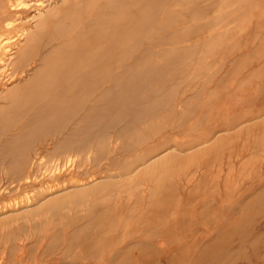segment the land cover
<instances>
[{
    "label": "rangeland",
    "instance_id": "rangeland-1",
    "mask_svg": "<svg viewBox=\"0 0 264 264\" xmlns=\"http://www.w3.org/2000/svg\"><path fill=\"white\" fill-rule=\"evenodd\" d=\"M56 1L0 11V264H264V0Z\"/></svg>",
    "mask_w": 264,
    "mask_h": 264
},
{
    "label": "bare ground",
    "instance_id": "bare-ground-1",
    "mask_svg": "<svg viewBox=\"0 0 264 264\" xmlns=\"http://www.w3.org/2000/svg\"><path fill=\"white\" fill-rule=\"evenodd\" d=\"M28 1H29V0H28ZM54 1H55V0H54ZM58 1H61V0H57V1L55 2V4H57ZM70 1H72V0H70ZM73 1H74V0H73ZM80 1H81V0H80ZM83 1H84V0H83ZM90 1H91V0H90ZM142 1H143V0H141V3H140V4L143 3ZM145 1H146V0H145ZM100 2H101V1L99 0L98 3L100 4ZM102 2H103V1H102ZM152 2H153V1H152ZM77 3H79V1H78ZM84 3H87V1L85 0ZM84 3H83V4H84ZM98 3L96 4V6L98 5ZM146 3H147V2H146ZM150 3H151V2H150ZM150 3H149V5H150ZM75 4H76V3H74V5H75ZM83 4H82V6H84ZM138 4H139V2H138ZM140 4L137 5V6H140ZM52 5H53V0H50V1H49V0H31V3H30V2H26L25 0H4V4H3V6H2V8H1L0 11H1V13H2V12L13 13V12H19V11L23 10L24 8H25V10H26V9L29 8V7H34V12H33L34 15H33V18H34L35 20H36V19L39 20V24H38V26H42V25H44V24L46 23V18L49 19L51 16H53L54 14H56V12L59 10V8H57V7H53ZM146 5H147V4H146ZM149 5L147 6L146 9L149 8ZM64 6H66V5H64ZM69 6H70V5H69ZM75 6H76V5H75ZM70 7L72 8V6H70ZM70 7H69V8H70ZM73 7H74V6H73ZM80 7H81V4H80ZM135 7H136V4H135ZM135 7L133 6V8H135ZM62 8H63V7H62ZM71 8H70V9H71ZM75 8H76V7H74V9H75ZM32 9H33V8H32ZM136 9H137V8H136ZM68 10H69V9H68ZM75 10H76V9H75ZM144 10H145V9H144ZM80 11H81V10H80ZM80 11L78 10V12H80ZM66 12H67V10H66ZM69 12H70V11H69ZM88 12H89V11H87L86 13H88ZM93 12H95V11L93 10ZM93 12H92V13H93ZM134 12H135V10H134ZM142 12H144V11H142ZM67 13H68V12H67ZM73 13H75V12H73ZM81 13H82V12H81ZM92 13H91V14H92ZM131 13H132V11H131ZM131 13H130V14H131ZM144 13H145V12H144ZM2 14H3V13H2ZM64 14H65V13H64ZM76 14H77V13H76ZM122 14H123V13H122ZM132 14H134V13H132ZM136 14H137V13H136ZM3 15H4V14H3ZM30 15H31V14H30ZM10 16H11V15H10ZM58 16H59V15H58ZM62 16H64V15H62ZM68 16H70V15L68 14ZM73 16H75V15L73 14ZM79 16H80V15H79ZM20 17H21V16H20ZM120 17H121V15H120ZM120 17H119V18H120ZM30 18H31V17H30ZM73 18H76V17H73ZM77 18H78V17H77ZM79 18H80V17H79ZM17 19H18V18H17ZM24 19H25V18H24ZM60 19H62V18H60ZM60 19H59V22H60ZM64 19H65V18H64ZM15 20H16V18H15L14 20H13V19H12V20H8L7 22H5V26H4V27H5L6 29H10V28H12V27L14 26L15 22H18V21H15ZM25 20H26V19H25ZM75 20H76V19H75ZM77 20H78V19H77ZM77 20H76V21H77ZM80 20H81V19H80ZM109 20H110V18H109ZM65 21H69V19H66ZM113 21H114V20H113ZM125 21H126V20H125ZM0 22H1V21H0ZM33 22H34V21H33ZM35 22H36V21H35ZM51 22H52V21H51ZM59 22H58V23H59ZM61 22H62V20H61ZM70 22H73V23H74L75 21H70ZM79 22H80V21H79ZM64 23H65V22H64ZM83 23H84V22H83ZM83 23H82V26H85L86 23H84V25H83ZM104 23H105V22H104ZM65 24H66V23H65ZM75 24H76V22H75ZM96 24H97V23H96ZM125 24H126V23H125ZM50 25H51V24H50ZM59 25H63V24H59ZM67 25H68V24H67ZM67 25H66V26H67ZM73 25H74V24H73ZM76 25H77V24H76ZM78 25H79V24H78ZM134 25H135V24H134ZM48 26H49V25H48ZM57 26H58V25H57ZM71 26H72V25H71V23H70V28H71ZM82 26L79 25V28L81 27V29L83 30ZM23 27H24V26H23ZM50 27H51V26H50ZM63 27H64V26H63ZM63 27H61V28L64 29ZM136 27H137V26H136ZM1 28H2V27H1ZM56 28H60V26H58V27H56ZM56 28H55V29H56ZM66 28H67V27H66ZM70 28H69V29H70ZM121 28H122V27H121ZM3 29H4V28H3ZM12 29H13V28H12ZM29 29H30V28H28V27H27V28H24L23 30H21V31H22L21 34H19L20 32H18V35H15V36H10V35L4 34V32H3V34L0 35V50H1L2 48H4V49H5V52H6L5 55L7 54V55L9 56V59L13 58L14 55H17V54L19 53V51L21 50V48H20L19 46L22 45V44H21V40H22L21 37H23V35H24V37H25V35L27 36V34H28V32H29ZM32 29H33V28H32ZM48 29H49V28H48ZM55 29H54V30H55ZM77 29H78V28H77ZM4 30H5V29H4ZM67 30H68V29H67ZM82 30H81V31H82ZM84 30H85V29H84ZM10 31H11V30H10ZM59 31H60V33H61V32H63L64 30L61 31L60 29H58V32H59ZM79 31H80V29H79ZM12 32H13V31H12ZM56 32H57V31H56ZM65 32H68V31H64V33H65ZM86 32H87V30H86ZM0 33H1V32H0ZM5 33H6V32H5ZM82 33H83V31H82ZM102 33H103V32H102ZM123 33L125 34V32H123ZM16 34H17V33H16ZM56 34H58V33H56ZM77 35H78V34H77ZM100 35H102V34H100ZM78 36H81V35L79 34ZM75 37H76V36H75ZM85 37H87V36H85ZM85 37H84V38H85ZM99 37H100V36H99ZM82 38H83V36H82ZM84 38H83V39H84ZM78 39H79V37H77V40H78ZM97 39H98V38H97ZM100 39H101V38H100ZM24 40H25V38H24ZM63 40H64V39H63ZM63 40H62V42H63ZM69 40H70V39H69ZM79 40H80V42L82 41V39H79ZM79 40H78V41H79ZM88 40H89V39H88ZM105 40H106V38H105ZM171 40H172V39H171ZM65 41H68V40H65ZM91 41H92V39H91ZM91 41H86V42L89 43V42H91ZM98 41H99V40H97V43H98ZM41 42H42V41H41ZM62 42H60V44H61ZM69 42H70V41H69ZM69 42H68V44H70ZM84 42H85V41H84ZM195 42H196V41H195ZM22 43H23V42H22ZM65 43H66V42H65ZM65 43L63 44V46H64V45H67V44H65ZM72 43H75V44H73V45H77L79 42H76V39H75V42H71V44H72ZM71 44H70V46H71ZM82 44H84V43H82ZM89 44H90V43H89ZM33 45H34V44H33ZM46 45H47V44H46ZM73 45H72V46H73ZM78 45H79V44H78ZM27 46H28V45H27ZM56 46L58 47V46H59V43H58V45H56ZM70 46H66L67 48L64 47V50L70 48ZM53 47H54V46H53ZM73 47H74V46H73ZM76 47H77V46H76ZM76 47H75V49H77ZM86 47H87V46H85L84 48H86ZM245 47H246V46H245ZM39 48H41V46H40ZM54 48H55V47H54ZM54 48H52V49H50V50H53ZM60 49H61V48H60ZM62 49H63V48H62ZM75 49H74V50H75ZM27 50H28V49L26 48V51H27ZM57 50H58V49H57ZM72 50H73V49H72ZM72 50H71V51H72ZM74 50H73V51H74ZM81 50L83 51V49H81ZM26 51H25V53H26ZM30 51H31V50H30ZM48 51H49V50H48ZM71 51H70V52H71ZM75 51H76V50H75ZM40 52H41V51H40ZM40 52H38V53H40ZM42 52H43V51H42ZM55 52H57L56 49H55ZM55 52L53 51L52 55H53ZM77 52H78V51H77ZM33 53H34V52H33ZM66 53H67V52H66ZM66 53H65V55H66ZM75 53H76V52H75ZM75 53L73 52V54H75ZM222 53H223V52H222ZM2 54H3V51H2ZM49 54H50V52L48 53V56H49ZM58 54L60 55V53H58ZM82 54H83V53H82ZM42 55H44V54H42ZM50 55H51V54H50ZM52 55H51V56H52ZM55 55H57V54H55ZM65 55H64V56H65ZM75 55H76V54H75ZM1 56H2V55H1ZM8 56H7V57H8ZM19 56H20V55H19ZM21 56H22V54H21ZM36 56H38V55H36ZM36 56H35V57H36ZM48 56H46V57H48ZM70 56H72V55H69V57H70ZM31 57H32V56H31ZM35 57H34V58H35ZM46 57H45V58H46ZM56 57H57V56H55V58H56ZM58 57H59V56H58ZM74 57H75V56H74ZM77 57H78V56H77ZM258 57H259V56H258ZM2 58H3V57H2ZM2 58L0 57V60H3ZM20 58H21V57H20ZM22 58H23V57H22ZM32 58H33V57H32ZM32 58H30V59H32ZM37 58H38V57H37ZM49 58H50V57H49ZM60 58H61V57H60ZM23 59H24V58H23ZM30 59H29V60H30ZM46 59H47V58H46ZM74 59H75V58H72V59H70V60H74ZM11 60H12V59H11ZM24 60H25V59H24ZM33 60H34V59H33ZM36 60H37V59H36ZM36 60H35V61H36ZM75 60H76V59H75ZM39 61H41V60H39ZM57 61H58V59H57ZM197 61H198V60H197ZM3 62H4V60H3ZM12 62H13V60H12ZM43 62H44V61H43ZM45 62L48 63V61H45ZM45 62H44V63H41V64L43 65V64H45ZM68 62H69V61H68ZM0 63H1V62H0ZM29 63H30V61H29ZM71 63H72V62H71ZM10 64H11V63H10ZM35 64H36V63H35ZM38 64H39V63H38ZM49 64H50V63H49ZM51 64H52V63H51ZM67 64H68V63H67ZM2 65H6V63H5V64L3 63ZM2 65H1V66H2ZM24 65L26 66V64H24ZM31 65H32V64H31ZM31 65H30V66H31ZM52 65H53V64H52ZM10 66H11V65H10ZM17 66H18V65H17ZM48 66H49V65H47V67H46V65L43 66V67H45V69L47 68L48 71H49V72H47V75H48V73H50L51 70L53 69V68H51V70H50V68H48ZM53 66H54V65H53ZM56 66H57V65H56ZM63 66H65V63H64ZM8 67H9V66L7 65V68H8ZM37 67L39 68V67H41V66L39 65V66H37ZM49 67H50V66H49ZM59 67H60V66H59ZM59 67H58V68H59ZM4 68H5V67H4ZM4 68H3V69L1 68V69L4 70ZM24 68H25V67H24ZM33 68H34V67H33ZM35 68H36V67H35ZM35 68H34V69H35ZM30 69H31V68H30ZM30 69H29V70H30ZM2 70H1V71H2ZM5 70H6V68H5ZM21 70H22V69H21ZM53 70H54V69H53ZM53 70H52V71H53ZM22 71H23V70H22ZM22 71H21V72H22ZM36 71H37V70H36ZM36 71H35V72H36ZM40 71H42L41 68H40ZM46 71H47V70H45V72H46ZM54 71H55V70H54ZM56 71H57V70H56ZM25 72H26V71H25ZM35 72H34V74H35ZM38 72H39V71H38ZM38 72H37V73H38ZM43 72H44V71H43ZM27 73H28V70H27ZM29 73H30V71H29ZM0 74H1V72H0ZM6 74H7V73H6ZM8 74H9V73H8ZM19 74L21 75V73H19ZM19 74L17 73V76H18ZM39 74H40V72H39ZM39 74H38V76H39ZM41 74H43V73H41ZM41 74H40V76H41ZM50 74H51V73H50ZM1 75H2V74H1ZM3 75H4V74H3ZM45 75H46V74H45ZM45 75L43 74L42 76L44 77ZM60 75H61V74H60ZM27 76H28V75H27ZM31 76H32V75H31ZM42 76H41V77H42ZM6 77H7V75H6ZM12 77H13V75H12ZM21 77H23V76H21ZM28 77H29V76H28ZM43 77H42V78H43ZM46 77H47V76H46ZM50 77H52V76L49 75V77H48L49 80H50ZM2 78H3V77H2ZM4 78H5V76H4ZM26 78H27V77H26ZM29 78H30V81L33 80V77H32V78L29 77ZM36 78L38 79L37 76H36ZM42 78H40V79H42ZM6 79H7V78H6ZM27 79H28V78H27ZM34 79H35V77H34ZM54 79H55V77H54ZM4 80H5V79H4ZM20 80H21V79H20ZM23 80H25V79H23ZM51 80H52V79H51ZM51 80H50V81H51ZM56 80H57V81H60V80H58V79H56ZM56 80H55V81H56ZM8 81H9V80H8ZM27 81H29V79H28ZM27 81H26V83H27ZM35 81H36V82H37V81L39 82L40 80H36V79H35ZM35 81L33 80V82H35ZM47 81H48V80H47ZM47 81H46V82H47ZM50 81H48V82H50ZM57 81H56V82H57ZM12 82H13V81H12ZM20 82H21V81H20ZM24 82H25V81H24ZM31 82H32V81H31ZM38 82H37V83H38ZM56 82H52V83H53V84L55 83V85H56ZM70 82H72V81H70ZM4 83H5V82H4ZM21 83H22V82H21ZM29 83H30V82H29ZM29 83H28V84H29ZM42 83H43V82H42ZM57 83H58V82H57ZM59 83H60V82H59ZM5 84H6V83H5ZM31 84H32V83H31ZM34 84H35V83H34ZM47 84H49V83H47ZM53 84H51V85H53ZM2 85H3V84H2ZM11 85H12V84H11ZM23 85H25V83H24ZM43 85H45V86L47 87V89L50 88L49 90H51V89L54 87V85H53V86L48 85V86H51V87H52V88H51V87L48 88V86H47L46 84H43ZM43 85H42V86H43ZM59 85H60V84H59ZM6 87H7V86H6ZM23 87H24V86H22V88H23ZM33 87H34V86H33ZM33 87L30 88L29 93H31V90H32V92L34 91L35 96H36V92H35V91H40V90H37V89L35 90V88H34V90H33ZM46 87H45V88H46ZM55 87H56V86H55ZM3 88H4V86H3ZM36 88H37V87H36ZM45 88L42 87L41 90L45 91ZM61 88H63V87H61ZM38 89H39V88H38ZM53 89H55V88H53ZM56 89H57V87H56ZM56 89L53 90V91H56ZM7 90H8V89H7ZM9 90H10V89H9ZM49 90H48V91H49ZM62 90H64V89H62ZM43 91H41V92L44 93ZM59 91H60V90H59ZM2 92H3V91H2ZM26 93H28V92L26 91ZM34 93L32 94V96H34ZM38 93H39V92H38ZM38 93H37V95H38ZM46 93H48V92H46ZM7 94H8V93H7ZM48 94H49V93H48ZM21 95H22V94H21ZM21 95H20V98H21ZM52 95H53V94H52ZM52 95L50 94V96H52ZM58 95H61V94H58ZM39 96H40V95H39ZM45 96H46V95H45ZM61 96H62V95H61ZM61 96H60V97H61ZM63 96H64V95H63ZM3 97H4V96H3ZM3 97H2V98H3ZM28 97H29V95H28ZM28 97H27V98H28ZM18 98H19V97H18ZM20 98H19V99H20ZM25 98H26V97H24V98L21 100V101H22V106L20 105V107L23 108V109L25 108V106L23 105V100H25ZM34 98H36V99H35V101H33V102L37 103V102H36V101L38 100L37 97H34ZM38 98H39V97H38ZM45 98H46V97H45ZM47 98H48V97H47ZM49 98H51V97H49ZM15 99H16V97H15ZM40 99H41V98H40ZM56 99H57L56 101H53L52 99H51V100H52V103H53V102H56V104L58 105L59 103H58L57 101L60 100V99H58V98H56ZM9 100L12 101V99H9ZM28 100L32 101V97H31L30 99H28ZM48 100H49V99H47V101H48ZM54 100H55V99H54ZM4 101H6V100H4ZM15 101H16V100H15ZM18 101H19V100H18ZM60 101H61V100H60ZM12 102H13V101H12ZM33 102H32V105H34ZM13 103H15V102H13ZM60 103H61V102H60ZM4 104H5V103H4ZM19 104H20V102H19L17 105H19ZM38 104H39V103H37V105H38ZM45 104H46V103H45ZM56 104H55V105H56ZM27 105L30 106V105H31L30 102H29V104H27ZM27 105H26V107L29 108ZM32 105H31L30 107H32ZM50 105H51V104H50ZM57 105H56V106H57ZM59 105H60V104H59ZM23 106H24V107H23ZM35 106H36V105H35ZM42 106H43V108H44L45 106L47 107V105H42ZM42 106L40 105V106L38 107V111L40 110L41 112H45V111H42L43 108H42V109L40 108V107H42ZM52 106H54V105L52 104ZM56 106H55V107H56ZM49 107H50V106H49ZM55 107H54V108H55ZM10 108H11V107H10ZM27 108H25V110H27ZM36 108H37V107H36ZM36 108H34L33 110H35ZM51 108H52V107H51ZM51 108H49L48 110L51 111V110H52ZM11 109H14V108H11ZM18 109H19V108H18ZM55 109H56V108H55ZM60 109H61V107H60L59 109L57 108V110H60ZM14 110H15V109H14ZM21 110H22V109H21ZM21 110L19 109V112H20ZM44 110H45V109H44ZM48 110L46 109V112H47ZM10 111H11V110H10ZM10 111H8V112H10ZM12 111H13V110H12ZM12 111H11V114H12ZM15 111H18V110H17V107H16V110H15ZM15 111H13V112L15 113ZM29 111H30V110H29ZM38 111H37V113H38ZM40 111H39V112H40ZM8 112H7V113H8ZM46 112H45V113H46ZM54 112H55V110H54ZM14 113H13V114H14ZM28 113H29V112H28ZM52 113H53V111H52ZM8 114H10V113H8ZM13 114H12V115H13ZM30 114H31V113H30ZM30 114H28V115L30 116ZM39 114H40V113H39ZM46 114H47V113H46ZM37 115H38V114H37ZM41 115H42V114H41ZM43 115H44V113H43ZM48 115H49V117L52 116V115H50V112L47 114V116H48ZM55 115H56V114H55ZM55 115L53 114V116H55ZM7 116H8V115H7ZM7 116H5V117L7 118ZM9 116H10V115H9ZM45 116H46V115H44V117H45ZM47 116H46V117H47ZM30 117H31V116H30ZM38 117H39V120H42V119H40V118H43V117H40V115L37 116L36 118H38ZM6 118H5V119H6ZM26 118H27V117H26ZM11 119H12V118H11ZM28 119H29V118H28ZM48 119H49V118H48ZM51 119H52V117H51ZM51 119H49V120H51ZM39 120H38V124H39ZM24 122H26V120H25ZM47 122H48V120H47ZM27 123H28V122H27ZM36 123H37V122H36ZM42 123H44V122H42ZM246 123H247V122H246ZM260 123H261V122H260ZM38 124H37V125H38ZM23 125H24V124H23ZM25 125H26V123H25ZM39 125H41V124H39ZM2 126H3V123H2ZM35 126H36V125H35ZM27 127H28V126H27ZM27 127H26V128H27ZM36 127H37V126H36ZM29 128H32V127L29 126ZM33 128L36 129L35 127H33ZM27 129H28V128H27ZM25 130H26V129H25ZM26 131H27V130H26ZM28 131L34 132V130L32 131V130H30V129H29ZM191 132H192V131H191ZM26 133H27V132H26ZM48 134H49V133H48ZM20 135H21V134H20ZM22 135H23V134H22ZM216 135H217V134H216ZM18 136H19V135H17V137H18ZM26 136H27V135H26ZM26 136H24V137H26ZM27 137H28V136H27ZM27 137H26V138H27ZM201 137H202V136H201ZM19 138H20V137H19ZM239 155H241V154H239ZM70 159H71V158H70ZM74 159H76V158H74ZM68 161H69V160H68ZM70 161H71V160H70ZM174 161H175V160H174ZM59 165H60V164H59ZM68 165H69V164H68ZM64 166H65V165H64ZM72 166H73V165H72ZM178 170H179V169H178ZM179 172H180V171H179ZM28 179H29V178H28ZM91 179H92V178H91ZM30 180H31V179H30ZM93 180H94V179H93ZM91 181H92V180H91ZM75 183H76V181H75ZM78 183H79V182H78ZM88 183H89V182H88ZM76 184H77V183H76ZM79 184H80V183H79ZM79 184H78V185H79ZM86 184H87V183H86ZM89 184H90V183H89ZM69 185H72V184H69ZM81 185H83V184H81ZM75 186H77V185H75ZM84 186H85V184H84ZM56 189H58V188L56 187ZM60 189H61V188H60ZM52 190L54 191V189H52ZM253 191H254V190H253ZM51 192H52V191H51ZM260 195H261V194H260ZM259 197H260V196H259ZM14 199H15V198H14ZM4 208H5V207H4ZM145 210H146V209H145ZM172 212H173V211H172ZM258 219H259V218H258ZM259 224H260V223H259ZM217 226H218V225H217ZM217 226H215V227H217ZM257 228H258V227H257ZM118 231H119V230H118ZM261 231H263V230H261ZM255 233H257V232H255ZM255 233H254V234H255ZM190 235H191V234H190ZM118 236H119V235H118ZM253 238H254V237H253ZM186 239H187V238H186ZM188 239H189V238H188ZM190 239H191V238H190ZM163 242H164V241H163ZM183 245H184V244H183ZM187 250H188V249H187ZM250 251H251V250H250ZM244 262H245V261H244ZM258 262H259V261H258ZM242 264H243V263H242Z\"/></svg>",
    "mask_w": 264,
    "mask_h": 264
}]
</instances>
